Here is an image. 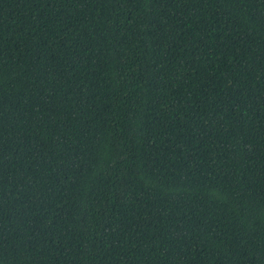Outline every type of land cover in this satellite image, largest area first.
I'll list each match as a JSON object with an SVG mask.
<instances>
[{
  "label": "trees",
  "instance_id": "1",
  "mask_svg": "<svg viewBox=\"0 0 264 264\" xmlns=\"http://www.w3.org/2000/svg\"><path fill=\"white\" fill-rule=\"evenodd\" d=\"M0 264H264V0H0Z\"/></svg>",
  "mask_w": 264,
  "mask_h": 264
}]
</instances>
